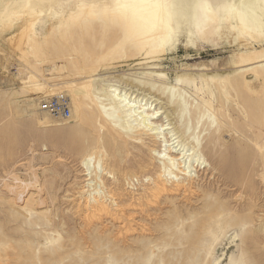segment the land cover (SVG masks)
I'll return each instance as SVG.
<instances>
[{
	"label": "rangeland",
	"instance_id": "obj_1",
	"mask_svg": "<svg viewBox=\"0 0 264 264\" xmlns=\"http://www.w3.org/2000/svg\"><path fill=\"white\" fill-rule=\"evenodd\" d=\"M235 1L164 0L172 40L147 64L122 20H69L115 0H0V264H264V40L226 25ZM204 6L227 28L214 41L197 30ZM26 11L35 46L15 35ZM111 78L156 100L208 159L185 189L163 173L160 136L111 113L98 81ZM244 80L260 94L247 97ZM61 93L69 120L40 111ZM93 181L105 208L89 203Z\"/></svg>",
	"mask_w": 264,
	"mask_h": 264
},
{
	"label": "bare ground",
	"instance_id": "obj_2",
	"mask_svg": "<svg viewBox=\"0 0 264 264\" xmlns=\"http://www.w3.org/2000/svg\"><path fill=\"white\" fill-rule=\"evenodd\" d=\"M204 13L205 21L202 26L197 27L198 33L201 38L207 41H214L217 38L218 30L225 31L227 28H224L225 26L221 27L220 17L210 7L204 6ZM106 16H114L123 21L125 30L133 33L139 48L146 53L147 64L154 63L157 59L166 55L167 46L172 40L170 32H174V30L170 22L171 13L166 7L164 0H115L113 8L82 5L77 12L69 14V20L80 22L83 20H96ZM233 18L240 26L245 37L248 36L251 40H264V0H238V2H233L231 7L225 12L226 25L231 24ZM19 19L21 22L17 27L19 29V26H21V29L15 35L20 37V41L28 38L26 40L35 46L38 42V36L35 34L36 16L26 11L24 15L19 16ZM243 39L245 38L243 37ZM17 42L19 43V41ZM29 42L28 44H30ZM63 70H60V72ZM98 81L101 85V90L104 91V100L107 102V107L110 108L111 113L116 111L123 114L126 127H136L137 130H150L155 136H160V139H158L159 141L161 140L164 150H157L156 153L164 160V175L171 176L170 180L176 189H185L187 179L193 183V176L199 170H204L210 166L201 149L190 147V142L184 143L183 138L178 135L172 123L169 122L168 115L164 116V112L161 111L156 100L147 98L139 90L124 86L120 81L113 78L100 79ZM239 86L245 88L243 91H247L245 95L250 99L260 94L256 88H253L254 83L247 80H244ZM240 87H238L239 90L242 89ZM252 94L255 96H252ZM60 95H65L69 99L64 93ZM55 96L47 97L44 100H49ZM69 101L72 117L71 100L69 99ZM196 103L201 105L199 102ZM43 113L55 119H71V117L64 119L54 117L47 112ZM76 113H78L77 110ZM51 120L50 118L47 119L46 123H52ZM196 129V126L192 124H189L186 128L188 131L187 136L190 139L195 138ZM81 152L84 153L83 156L86 154V158L82 161L83 166L88 171L93 170L95 168V156L90 155L86 148ZM98 167L100 175H103L106 170L102 163L99 162ZM97 179H99L101 185L104 184L101 178ZM88 180L91 181V179ZM146 180L149 181L151 178ZM95 184L94 181L89 183V187L92 188L88 197L90 205H93L94 210H97L105 208V206L100 199L103 194L101 185L99 184L97 188H94L96 187L94 186ZM96 195L100 196L99 199Z\"/></svg>",
	"mask_w": 264,
	"mask_h": 264
},
{
	"label": "built area",
	"instance_id": "obj_3",
	"mask_svg": "<svg viewBox=\"0 0 264 264\" xmlns=\"http://www.w3.org/2000/svg\"><path fill=\"white\" fill-rule=\"evenodd\" d=\"M41 103L40 110L43 112L58 118L69 119L71 117L70 101L65 95H58Z\"/></svg>",
	"mask_w": 264,
	"mask_h": 264
}]
</instances>
